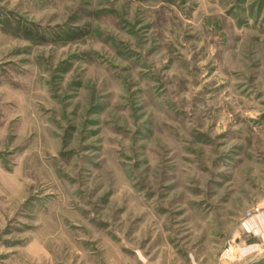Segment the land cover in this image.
<instances>
[{
    "label": "rangeland",
    "instance_id": "1",
    "mask_svg": "<svg viewBox=\"0 0 264 264\" xmlns=\"http://www.w3.org/2000/svg\"><path fill=\"white\" fill-rule=\"evenodd\" d=\"M255 206L264 0H0V264H264Z\"/></svg>",
    "mask_w": 264,
    "mask_h": 264
},
{
    "label": "built area",
    "instance_id": "2",
    "mask_svg": "<svg viewBox=\"0 0 264 264\" xmlns=\"http://www.w3.org/2000/svg\"><path fill=\"white\" fill-rule=\"evenodd\" d=\"M261 211H262V207L255 206L251 211H247L246 217L252 218L253 216L259 215Z\"/></svg>",
    "mask_w": 264,
    "mask_h": 264
},
{
    "label": "trees",
    "instance_id": "3",
    "mask_svg": "<svg viewBox=\"0 0 264 264\" xmlns=\"http://www.w3.org/2000/svg\"><path fill=\"white\" fill-rule=\"evenodd\" d=\"M72 34H74V35H72ZM68 33L66 36V38H68V40H72V39H75L77 36H78V34L79 33Z\"/></svg>",
    "mask_w": 264,
    "mask_h": 264
},
{
    "label": "crops",
    "instance_id": "4",
    "mask_svg": "<svg viewBox=\"0 0 264 264\" xmlns=\"http://www.w3.org/2000/svg\"><path fill=\"white\" fill-rule=\"evenodd\" d=\"M259 216H260V215H259ZM256 217L260 219V223H261V222H262V223L264 222V220L261 219V217H258V215H257ZM250 222H251V224H254V223H255V222H254V219H252ZM252 252H253V251H252ZM249 254H251V253H246L245 257L249 256ZM245 257H244V258H245Z\"/></svg>",
    "mask_w": 264,
    "mask_h": 264
}]
</instances>
